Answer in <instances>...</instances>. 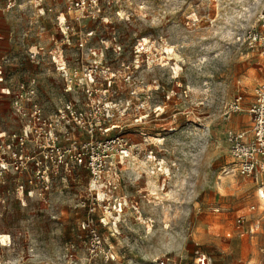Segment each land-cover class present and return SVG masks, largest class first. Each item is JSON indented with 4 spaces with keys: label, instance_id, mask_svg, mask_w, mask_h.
I'll return each instance as SVG.
<instances>
[{
    "label": "rangeland",
    "instance_id": "rangeland-1",
    "mask_svg": "<svg viewBox=\"0 0 264 264\" xmlns=\"http://www.w3.org/2000/svg\"><path fill=\"white\" fill-rule=\"evenodd\" d=\"M262 3L100 0L99 17L77 21L64 0H0L1 65L28 70L41 115L54 122L66 101L83 100L79 80L93 70L108 88L92 103L109 128L102 137L129 147L119 177L107 171L97 184L75 165L0 176V264H263L261 233L226 237L237 216L247 226L261 213L258 184L235 171L228 139L249 127L264 55L243 38L258 29ZM53 57L68 80L35 77L55 69ZM237 96L241 110L226 113ZM11 115L0 130L18 134Z\"/></svg>",
    "mask_w": 264,
    "mask_h": 264
},
{
    "label": "built area",
    "instance_id": "built-area-1",
    "mask_svg": "<svg viewBox=\"0 0 264 264\" xmlns=\"http://www.w3.org/2000/svg\"><path fill=\"white\" fill-rule=\"evenodd\" d=\"M64 2L77 21L99 17L100 0H64ZM10 6L8 4L6 9ZM256 22L258 29L247 31L243 41L250 46L253 45L259 53L264 55V0L257 13ZM83 44L79 42L78 46L82 48ZM52 61L55 69L57 71L59 69L60 76L68 80L69 75L64 63L58 65L54 57ZM111 77L106 83L107 87L111 86ZM83 79L84 82L80 81ZM99 79L93 70L86 73L85 69L79 80V92L83 100L66 101L63 111L57 109L58 119L53 122L41 115L40 106L32 99L35 88L34 79L12 81L11 76L0 64V100L9 101L12 112L18 117L21 125L18 134L0 130V176L12 173L22 177L30 176L32 173L31 176L34 177H52L58 173L59 166L66 170L69 165H75L83 167L94 184L100 183L107 171L111 172L110 177L118 178L116 164H121L122 160L129 156V147L119 136L102 137L109 128L102 125L105 119L101 122L100 103L97 102V111L94 112L92 109L95 97L105 95L108 90L101 87ZM64 91L72 90L70 86H67ZM86 98L89 101L87 108ZM241 103L242 97L237 96L231 103L225 105L226 113L240 111ZM27 108L31 110V113L29 120L26 121ZM101 109L108 112L104 107ZM101 115H103L102 112ZM247 115L249 127L229 135V151L235 171L241 176L252 177L258 184L257 192L260 191L258 200L263 204L257 205L256 208L261 213L259 217L253 218L251 225L244 224V219L247 221L245 215L237 216L235 222L227 229L226 237L253 236L261 233L264 264V67L260 70L259 80L253 89ZM59 125L65 129L62 135L55 134L56 126ZM75 131H77V138H75ZM82 134L85 137H81ZM115 181H108V187L114 188ZM256 208L252 205L249 212ZM91 236L93 244L98 247L99 237L94 234ZM199 262L203 264L202 260Z\"/></svg>",
    "mask_w": 264,
    "mask_h": 264
},
{
    "label": "crops",
    "instance_id": "crops-1",
    "mask_svg": "<svg viewBox=\"0 0 264 264\" xmlns=\"http://www.w3.org/2000/svg\"><path fill=\"white\" fill-rule=\"evenodd\" d=\"M11 29L12 28H10V27L6 28L7 32L5 34H7L8 41L12 40L13 31ZM29 52L33 53L32 49H30ZM3 60H5V59H1L0 64H2ZM55 60L59 64V61L56 58H55ZM26 71H28V70H23L21 68H19V69H13V68L10 69L9 68L8 72H6V73H8L11 76L12 81H18V80H26V79L30 78L29 73ZM58 74H59V72L55 71L54 68L52 69L51 73L46 74V75L43 73H37V74L34 73L35 77H39L40 81L42 80V82H51L52 80L47 79V78H50V77L52 78L54 75L57 76ZM39 89L42 92H47V87H45L43 83L40 84ZM11 112H12V109H11V105H10L9 101L7 99H1L0 100V120L2 121V124L4 125V129H6V130L11 129V125H12L11 122L13 120Z\"/></svg>",
    "mask_w": 264,
    "mask_h": 264
},
{
    "label": "bare ground",
    "instance_id": "bare-ground-1",
    "mask_svg": "<svg viewBox=\"0 0 264 264\" xmlns=\"http://www.w3.org/2000/svg\"><path fill=\"white\" fill-rule=\"evenodd\" d=\"M58 71H59V69H58ZM234 176H235V175L231 173V175H230V180H231L230 182H231V183H234V182H236V180H235V177H234ZM151 180H152V179H151ZM221 185H222V184H221ZM258 194H260V191H259V192H257V195H258ZM261 204H263V203L261 202Z\"/></svg>",
    "mask_w": 264,
    "mask_h": 264
}]
</instances>
